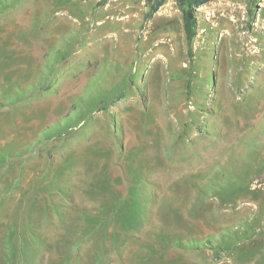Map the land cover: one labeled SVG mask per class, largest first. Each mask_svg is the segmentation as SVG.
I'll return each mask as SVG.
<instances>
[{
    "label": "rangeland",
    "instance_id": "rangeland-1",
    "mask_svg": "<svg viewBox=\"0 0 264 264\" xmlns=\"http://www.w3.org/2000/svg\"><path fill=\"white\" fill-rule=\"evenodd\" d=\"M0 0V264H264V0Z\"/></svg>",
    "mask_w": 264,
    "mask_h": 264
},
{
    "label": "trees",
    "instance_id": "trees-1",
    "mask_svg": "<svg viewBox=\"0 0 264 264\" xmlns=\"http://www.w3.org/2000/svg\"><path fill=\"white\" fill-rule=\"evenodd\" d=\"M164 1L165 0H146V4L149 7L147 17L151 16L154 12H156L158 8L164 3ZM175 1L181 11L182 27L187 44H190L193 37L196 34L197 8L200 5L213 0H175Z\"/></svg>",
    "mask_w": 264,
    "mask_h": 264
}]
</instances>
